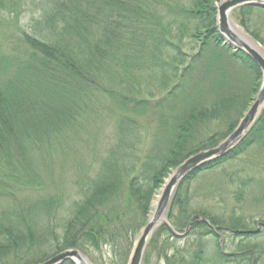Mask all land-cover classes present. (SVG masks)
<instances>
[{"label": "trees", "instance_id": "16d2710c", "mask_svg": "<svg viewBox=\"0 0 264 264\" xmlns=\"http://www.w3.org/2000/svg\"><path fill=\"white\" fill-rule=\"evenodd\" d=\"M64 2L56 5L61 25L54 27L52 33L60 34V39L35 37L20 31L16 38L19 44L9 51L14 52L0 55V206L3 202L10 205L8 210L0 212V259L11 257L16 261L24 248L32 249L35 240H29L31 225L44 210L45 202L40 201V194L47 184L42 181L43 175L37 164L45 165L55 156L70 158L71 150L67 151V147L80 139L86 131V121L96 115L95 102L106 97L118 105L111 116L118 141L111 143V151L103 153L106 157L99 162V167L90 169L94 175L87 172L84 199L73 201L64 215H54L58 227L61 221L68 222L58 248L36 247L22 262L44 263L67 249L78 250L87 256L90 249L100 252L105 246L112 251L115 264H126L134 240L148 221L149 202L163 186L165 176L189 156L217 146L234 132L253 102L262 78L256 64L245 53L234 51L229 58L219 54L204 63V75L214 79L216 90L229 93L220 95L210 105L196 104L192 94H199L202 89L198 85L191 86L190 81L195 78L201 53L212 46L229 49L217 32L215 0H191L183 9L167 2L178 28L174 34L163 32L154 24L150 26L147 21V27H139L142 34L134 31L136 23L147 16L143 0ZM12 4L11 0H0V17ZM148 5L155 7V3ZM64 10L69 12L62 13ZM254 10L258 9L242 7L235 12L236 19L246 33L264 46L260 31L254 32L250 28ZM16 18L13 19L15 23ZM133 32L142 38H152L151 59H142L132 44L126 43ZM184 39L188 40V51L198 45L201 48L191 64L193 77L189 66H185L189 57L183 52ZM120 62L126 75L144 67L151 71L149 76H153L148 78L159 79L160 84L165 82L168 87L166 80L172 78L181 84L172 87L170 94L161 98L117 97L111 91L101 93L102 71L106 67L118 70ZM242 71L247 72L246 76ZM235 72L238 79L232 83L230 77ZM207 80L203 82L206 86ZM239 95L243 96L236 99V105L232 107L231 101ZM233 114L238 117L234 122L231 121ZM144 119L154 121L156 132L150 137L156 139V144L150 152L144 153L145 159L142 158L140 163H130L126 159L141 152L136 154L127 148L134 145L133 141L148 137L147 132L139 131ZM213 122L218 123L216 129L211 128ZM201 130L207 131L208 135ZM253 146L264 149V110L234 150L206 164L178 186L166 218L178 233H184L190 219L197 216L188 230L192 241L177 247L176 237L166 226H161L148 245L145 264L153 253L162 257L164 264H264L263 252H256L251 247L256 239L254 235H257L252 234L250 226L254 216L244 219L237 214L239 207L242 212L243 205L253 201L249 206L253 207L254 213L264 216V207L258 199V193H264L261 176L254 173L239 179L235 204L225 210L219 208L218 214L208 209L190 212V197L185 186L200 173L236 161ZM64 149L65 153L61 155ZM94 156L91 157L92 164H95ZM123 190H128L132 203H126V200L121 203ZM30 194H35L38 201L31 203ZM199 217L209 224L200 222ZM45 232L47 236L44 242H38L40 245L57 241L54 229L49 227ZM221 239L228 241L230 250L239 249L238 252L222 253L226 248L221 245ZM211 243L215 245L214 253L218 259L213 260L214 254L208 252ZM4 261L0 264H8V260ZM63 264L74 263L66 261Z\"/></svg>", "mask_w": 264, "mask_h": 264}, {"label": "rangeland", "instance_id": "374dc122", "mask_svg": "<svg viewBox=\"0 0 264 264\" xmlns=\"http://www.w3.org/2000/svg\"><path fill=\"white\" fill-rule=\"evenodd\" d=\"M13 1L12 5L7 7V11L3 13L0 17V55H3L4 52H9L10 49L19 44V41L16 39L20 36V31H24L30 35H34L35 37H49L54 39H60V34H54L53 28L61 25L60 16L56 15V5L59 6L61 2L64 0H11ZM145 1L143 5V9L146 12L147 16H144V20L137 22L136 27L134 26V31L140 32L142 34V30L139 27H147V22H149L150 26L153 24L155 27L160 28L163 32H173V34L177 31V25L174 21V13L171 8L167 5V2L172 7H180L183 9L187 7V4L191 0H143ZM217 0H215L216 2ZM56 2V3H55ZM214 2V8L217 10ZM65 4H69V0H65ZM155 3V7L153 5H148ZM159 3V4H157ZM68 9V7L66 6ZM69 11L64 10L62 13H68ZM176 14V13H175ZM217 14V11H216ZM218 15V14H217ZM16 18V23L13 19ZM232 24L237 28L241 29L242 27L239 25L236 15L232 16ZM250 28H253L254 32L260 31L261 37L264 38V9L254 10L251 14ZM263 27V29H262ZM59 30V28H58ZM243 33L256 41L252 36L241 29ZM169 38V37H168ZM185 40V39H184ZM186 39L183 41L184 54H187L189 57L188 61H186L185 66H189L190 72L194 75V69L192 67V63L195 60L196 56L199 54V45L194 50H189L186 47ZM129 42L132 44L133 48L140 53L142 59H151L153 52V40L151 37L146 36V38H142L132 33V36L128 37L126 43ZM173 43L177 44L173 39ZM261 45L260 43H257ZM135 46V47H134ZM262 46V45H261ZM264 48V46H262ZM262 48V51L264 49ZM161 50V49H160ZM12 52H14L12 50ZM12 52H9L11 54ZM233 51L231 49H224L222 46L218 47H208L201 53L200 61L197 62L195 72V78L191 82V86L198 85L202 89L199 94L193 93L196 104H212L215 100H217L220 95L221 97L228 95V91L216 90L214 88V79L211 77H206L204 75V63L209 60V58L215 57L217 55H222L224 58H229ZM165 58V57H164ZM118 70H114L113 68L106 67L103 71V77L101 81L102 87H100L99 91L104 93V91H111L117 97L123 96L128 98H148L151 99L154 96L164 97L166 94H170L169 90L172 87H175L177 84H181L178 79L172 78L168 79V87L164 82L160 84L158 80L150 79L148 77L151 71L147 68L141 67V69L134 71L132 75H126L124 73L122 63L120 62ZM242 74L246 76L247 72L242 71ZM243 79V76L240 77ZM207 80L208 89L203 82ZM238 79L237 72L232 74L230 80L232 83H236ZM243 95L236 96L232 101V107L236 105L235 100L239 99ZM99 103V104H98ZM98 104V105H97ZM202 104V105H203ZM96 115L91 117L86 121V127L84 128L86 131L81 135L80 139L73 145L67 147V151L71 150L70 158L62 159V158H53L47 164H37L38 171L43 175L42 181L47 182V184L42 188L40 194V201L45 202L44 210L40 212L35 218L34 224L31 225V237L29 240H35L32 245V249L29 251L28 249H23L20 257L13 261L10 259H0V262H5L4 260H8V264H23L25 258L29 254L34 253V249H55L61 244V240L66 232L67 224L66 221H61L58 227V223L54 221V215H64L67 213L71 205H73V201L83 200L84 194L87 190L86 184V174L87 172L92 173L91 176L94 175L93 171L90 170L99 167L100 163L104 156L103 153H106L112 149L111 143L117 142L116 137V126L113 124L111 120V116L115 112L114 110L118 108V105L113 102L110 98L101 97V102H95L94 104ZM141 118L146 117V115H140ZM157 119V117L155 116ZM238 117H231V121H235ZM218 123L211 124L212 129H216ZM155 124L153 120L144 119L143 123L140 126L139 131H145L148 133V137L146 139H138L139 142L133 141L134 145L128 147L127 149L132 150L133 153H140L132 158H127L126 160L130 163L142 161V158L145 159V154L150 152L149 149L152 145L156 144V139L153 140L150 137V134L153 135L156 132ZM201 132L208 135V132L205 130H201ZM229 136V135H228ZM227 136V137H228ZM226 137V138H227ZM225 138V139H226ZM166 143L164 147L169 144ZM220 144V143H219ZM218 144V145H219ZM152 151V150H151ZM204 151V150H203ZM153 152V151H152ZM245 155L238 158L236 161H231L221 168L205 171L204 173H200L196 178L192 179L187 183L189 199H190V212H198L202 209L212 210V212L217 213L219 208L223 210L229 208L230 206L235 204L234 194L236 189L239 187V179L247 176L253 175L254 173L261 176L264 180V149L262 147L253 146L250 150L247 151ZM65 153V149L61 155ZM157 154V152H153ZM94 156L95 164H92L91 157ZM43 172V173H42ZM167 175L164 178L166 182ZM163 181V182H164ZM184 182L181 181V183ZM180 183V184H181ZM180 184L178 186H180ZM176 187L170 205L172 203L174 194L178 188ZM40 188V189H41ZM159 192V194H158ZM31 193V192H30ZM160 195V191H156V193L152 196L150 205V213L151 216L152 211L155 206L156 198ZM121 197L124 199L121 200V203H132L133 198H129L128 190H123ZM258 199L261 201V206L264 207V193H258ZM38 201L35 194H30V202ZM253 201H249L248 204L243 205V211L241 212L240 207L237 211L238 217H242L244 219H249L254 216L253 224L250 225L253 231L258 230V233L251 245H245L246 247H252L256 252H263L264 256V216H260V214H255L254 209L250 204L253 205ZM59 206V210H58ZM61 207V209H60ZM10 205L7 203L2 204L0 206V212L3 210H8ZM152 210V211H151ZM36 214L38 213L35 211ZM50 213V216L47 213ZM148 216V217H149ZM228 217V216H226ZM192 223V222H189ZM52 228L55 230V234L57 241L46 242L45 245H40L38 242H44L46 238L45 230L48 228ZM56 227V228H55ZM190 229V227L188 228ZM157 231V229H156ZM217 231V230H215ZM141 232V230H140ZM36 233V234H35ZM34 234V235H33ZM45 236H41V235ZM179 234H182L179 233ZM138 234L137 238L139 237ZM220 235V234H219ZM193 239L192 236H189V232L185 235L176 238L175 244L177 247H183L187 242H191ZM224 239V238H223ZM221 239V245L225 246V250H222V253L232 254L234 252H238L239 249H231L229 247L228 241L226 242ZM226 239V238H225ZM53 240V238H52ZM132 244V248L130 250V254L126 264L129 262V258L134 246L135 241ZM151 241V240H150ZM212 243L208 246V252L210 254H214V258L218 259L216 253H214L215 245ZM52 246V247H51ZM243 248V247H242ZM254 252V253H256ZM242 253L241 255H244ZM87 260H89L90 264H115V260L113 257L112 251L102 246L100 252L89 250L87 252V256L85 255ZM145 257V256H144ZM28 259V258H27ZM23 261V262H22ZM22 262V263H21ZM26 262V261H25ZM145 264V262H143ZM146 264H164V261L157 256L156 253L149 255L148 261ZM245 264H254L252 262Z\"/></svg>", "mask_w": 264, "mask_h": 264}, {"label": "water", "instance_id": "95a60500", "mask_svg": "<svg viewBox=\"0 0 264 264\" xmlns=\"http://www.w3.org/2000/svg\"><path fill=\"white\" fill-rule=\"evenodd\" d=\"M217 27L225 42L233 49L245 52L258 66L262 81L258 94L247 113L239 122L237 128L218 146L198 152L183 161L167 178L161 191L157 204L154 206L146 226L141 230L139 237L134 243L128 264H143V258L147 246L152 238L153 232L159 226H166L176 236L178 234L169 224L166 213L169 208L176 187L185 178L198 171L206 164L219 160L234 150L249 134L250 129L259 117L264 105V58L261 56L259 45L231 24V15L234 10L243 6H254L264 8V0H217ZM194 220V218H192ZM203 222H207L201 219ZM189 228V226L187 227ZM71 261L74 264H90L87 258L77 250H64L41 264H63Z\"/></svg>", "mask_w": 264, "mask_h": 264}, {"label": "bare ground", "instance_id": "6f19581e", "mask_svg": "<svg viewBox=\"0 0 264 264\" xmlns=\"http://www.w3.org/2000/svg\"><path fill=\"white\" fill-rule=\"evenodd\" d=\"M258 52H260V53H261V56L264 58V51H262V49H259ZM163 187H164V186H162V187L159 189L160 194H161V191H162ZM158 194H159V192H158ZM159 196H160V195H159ZM159 196H158V197H155V198L157 199L156 202H155V205H156L157 202H158ZM169 208H170V205H169ZM169 208H168V209H169ZM149 217H150V216H149ZM153 233H155V231H154Z\"/></svg>", "mask_w": 264, "mask_h": 264}]
</instances>
